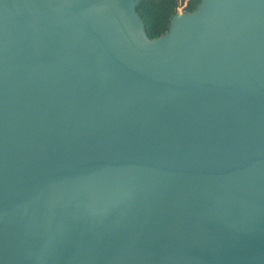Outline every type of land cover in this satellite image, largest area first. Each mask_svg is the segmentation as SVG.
<instances>
[{"label": "water", "instance_id": "95a60500", "mask_svg": "<svg viewBox=\"0 0 264 264\" xmlns=\"http://www.w3.org/2000/svg\"><path fill=\"white\" fill-rule=\"evenodd\" d=\"M0 0V264H264V0Z\"/></svg>", "mask_w": 264, "mask_h": 264}, {"label": "trees", "instance_id": "16d2710c", "mask_svg": "<svg viewBox=\"0 0 264 264\" xmlns=\"http://www.w3.org/2000/svg\"><path fill=\"white\" fill-rule=\"evenodd\" d=\"M183 0H138L136 12L141 18L147 36L150 39L164 34L170 19L176 14L177 8ZM200 0H186L184 11L193 12Z\"/></svg>", "mask_w": 264, "mask_h": 264}, {"label": "built area", "instance_id": "2783aa9c", "mask_svg": "<svg viewBox=\"0 0 264 264\" xmlns=\"http://www.w3.org/2000/svg\"><path fill=\"white\" fill-rule=\"evenodd\" d=\"M185 4H186V0H185V2H184L182 5H180V7L182 6V9L180 10V9H179L180 7H178V8H177V11H183V9H184V7H185Z\"/></svg>", "mask_w": 264, "mask_h": 264}, {"label": "rangeland", "instance_id": "374dc122", "mask_svg": "<svg viewBox=\"0 0 264 264\" xmlns=\"http://www.w3.org/2000/svg\"><path fill=\"white\" fill-rule=\"evenodd\" d=\"M184 2H185V0H183ZM183 2V3H184ZM182 2L180 3V5H182L183 4ZM180 5H179V7H180ZM180 10L182 9V6L179 8ZM181 12V11H180Z\"/></svg>", "mask_w": 264, "mask_h": 264}]
</instances>
